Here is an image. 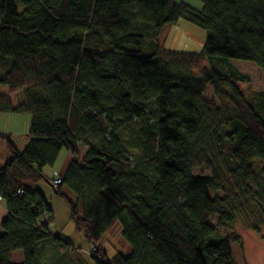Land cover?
I'll return each instance as SVG.
<instances>
[{
	"label": "trees",
	"instance_id": "16d2710c",
	"mask_svg": "<svg viewBox=\"0 0 264 264\" xmlns=\"http://www.w3.org/2000/svg\"><path fill=\"white\" fill-rule=\"evenodd\" d=\"M198 2L195 10L169 0H0V85L20 93L14 108L0 97V112L30 118L22 151L1 138L0 264H44L39 246L47 241L58 255L74 253L49 235L51 212L31 190L40 179L52 185L43 170L62 152L73 158L52 191L74 197L69 218L95 248L92 264H233L229 241L239 239L211 241L233 220L226 199L215 195L214 178L192 169L215 147L264 219V94L236 86L264 80V0ZM179 20L206 33L200 53L157 43ZM204 61L211 70L199 79L171 70H201ZM206 90L217 108L203 99ZM224 103L230 110L215 123ZM135 123L133 166L118 132ZM78 147L86 150L80 162ZM114 221L129 254L108 260L98 243ZM14 253L21 261L11 262Z\"/></svg>",
	"mask_w": 264,
	"mask_h": 264
},
{
	"label": "rangeland",
	"instance_id": "374dc122",
	"mask_svg": "<svg viewBox=\"0 0 264 264\" xmlns=\"http://www.w3.org/2000/svg\"><path fill=\"white\" fill-rule=\"evenodd\" d=\"M169 1L173 4L185 3L195 10L200 9L198 0ZM166 31H168V34H166ZM205 36L206 33L203 30L184 20H179L176 25L166 28V30L160 34L157 43L160 47L163 46L164 43L163 48L171 52L183 51L200 53L202 47L201 43ZM164 39H166L165 42ZM160 58L163 61H169V58L166 56L161 55ZM171 70L177 76H188L193 79H199L202 75V71L209 72L211 67L204 61L201 70L184 69L183 67H174ZM236 86L249 97L259 93L264 94V80L255 75H253V80L250 81L249 86L245 84H236ZM222 92L225 94L229 93L226 87L223 88ZM203 99L207 103H213L215 108H217V104L208 90H206ZM221 108L223 110L215 115V123L223 120L224 116H226L225 109L230 110L227 103H224ZM156 120L157 118L155 115L151 116L148 125L153 128L156 124ZM138 129V123L130 126L121 125L119 126L118 132V136L124 142L128 150L127 160L130 165L133 166L138 162L139 157V147L137 146L138 144H136L139 137ZM222 131L227 132V130ZM83 153L85 155L84 150L79 149V155L77 156L78 162L84 157ZM64 155L66 154L63 152L60 154L58 162L55 165L56 168H44L43 175L47 180L54 178L58 168L61 166L60 164L63 161ZM145 164L146 163L143 165ZM192 174L215 179L219 187L215 195L219 198L226 199L225 211L231 214L233 218L229 225L217 230L215 237L211 241H215L218 238L237 237L239 239L238 242L229 241V251L233 264H264V219L261 209L257 204L249 202L243 195V189L239 183L227 173L224 161L218 155L215 147L207 151L205 163H200L197 167L192 169ZM31 190L37 191L43 197L47 208L51 212L52 223L49 226V235L75 248L74 253L58 255L54 252L51 242L47 241L39 246L40 261L44 264H76L73 259L74 257H79L83 263L92 264L93 261L87 255L91 250V244L85 240L81 233L75 230L69 218L67 200L72 201L74 197L65 191L64 195L66 198L56 195L44 179H40L31 185ZM210 196L213 197L214 194H210ZM3 211L4 210L0 209V216L4 213L5 218L6 213ZM208 222L212 227L216 226L217 217H210ZM1 234L2 232L0 230V235ZM120 234V225L117 221H114L98 243L108 260L116 254L128 256L126 249L129 250V247L123 241ZM17 260L21 261L20 253H14L13 256L11 255L12 263L17 262Z\"/></svg>",
	"mask_w": 264,
	"mask_h": 264
},
{
	"label": "crops",
	"instance_id": "0c3cea01",
	"mask_svg": "<svg viewBox=\"0 0 264 264\" xmlns=\"http://www.w3.org/2000/svg\"><path fill=\"white\" fill-rule=\"evenodd\" d=\"M165 30L166 29H163L161 33H163ZM166 34H168V31H166ZM165 41H166V39H164V42ZM163 46H164V43H163ZM0 97H7L9 102H10V106L12 108H14L20 102V93L8 94L7 89L5 87H2V86L0 87ZM29 125H30V118L28 116L0 112V167L3 165V163L5 162V160L7 158V152L5 149V144H4L3 140H1V138H7L9 143L16 150L22 151L29 142V138L27 136V133L29 130ZM79 149H83L84 152L86 151L83 147H78L77 156L79 155ZM65 154L66 155H64L63 161L60 164L61 166L58 168V171L56 172L54 178L51 179V181H54L55 179H58L59 177H61L63 175L67 164L73 158L71 155H69L67 153H65ZM83 155H84V153H83ZM58 159H59V157H58ZM58 159L51 168L55 167V165L58 162ZM43 172H44V170H43ZM46 177H47V175H46ZM0 209L5 211L4 202L1 199H0ZM5 213H6V211H5ZM4 215L5 214L3 213V215L0 216V223L4 219ZM126 253L129 254V250L126 249Z\"/></svg>",
	"mask_w": 264,
	"mask_h": 264
},
{
	"label": "built area",
	"instance_id": "2783aa9c",
	"mask_svg": "<svg viewBox=\"0 0 264 264\" xmlns=\"http://www.w3.org/2000/svg\"><path fill=\"white\" fill-rule=\"evenodd\" d=\"M60 185V180L59 179H55L53 182H52V185L50 186L51 190H54L56 187H58ZM20 192V191H19ZM95 250L94 247H91V250L88 254H91L93 253Z\"/></svg>",
	"mask_w": 264,
	"mask_h": 264
}]
</instances>
